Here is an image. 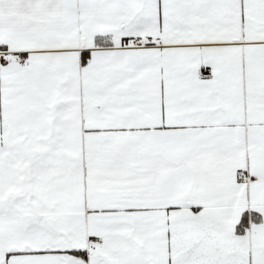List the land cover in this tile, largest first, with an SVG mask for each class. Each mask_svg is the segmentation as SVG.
Wrapping results in <instances>:
<instances>
[{"label":"snow or ice","instance_id":"obj_1","mask_svg":"<svg viewBox=\"0 0 264 264\" xmlns=\"http://www.w3.org/2000/svg\"><path fill=\"white\" fill-rule=\"evenodd\" d=\"M0 264H264V0H0Z\"/></svg>","mask_w":264,"mask_h":264}]
</instances>
